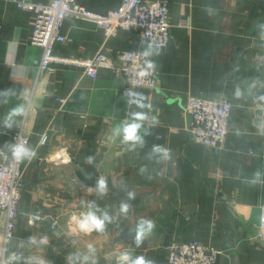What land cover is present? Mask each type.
<instances>
[{
  "label": "crops",
  "instance_id": "0c3cea01",
  "mask_svg": "<svg viewBox=\"0 0 264 264\" xmlns=\"http://www.w3.org/2000/svg\"><path fill=\"white\" fill-rule=\"evenodd\" d=\"M76 1L99 13L122 3ZM167 1L172 39L160 55L150 56L159 82L155 89L135 91L150 105L141 109L130 103L134 97L123 93L124 79L111 69L100 68L97 77L73 66L39 71L43 48L31 42L36 13L0 0V162L11 159L7 145L22 120L29 147L36 151L24 161L20 213L11 238L5 236L6 217L0 211V260L121 264L128 253L165 264L172 240L195 239L221 250L219 264H264V0ZM61 31L71 40L58 42L55 52L68 57L144 52L150 43L134 31L106 37L97 24L74 18L65 19ZM190 96L231 102L221 147L194 140L185 112ZM20 104L25 114L6 127L8 112ZM141 111L158 123L144 122L142 147L121 143L115 130ZM155 144L171 149V159L153 155ZM256 171L259 182L252 184ZM101 177L107 182L103 195L97 191ZM121 204L130 206L127 213ZM89 211L108 215L103 232L80 230L78 222ZM142 218L153 220L155 228L136 247Z\"/></svg>",
  "mask_w": 264,
  "mask_h": 264
},
{
  "label": "built area",
  "instance_id": "2783aa9c",
  "mask_svg": "<svg viewBox=\"0 0 264 264\" xmlns=\"http://www.w3.org/2000/svg\"><path fill=\"white\" fill-rule=\"evenodd\" d=\"M5 1L36 13L31 42L43 48L39 71H52L55 65L73 66L85 75L97 77L100 68H108L115 77L124 79L122 91L129 98L132 96L128 93H135L139 88H157V71L143 77L137 74L144 67L146 59L152 60L150 56L144 57L143 52L123 50L113 56L99 51L91 57H68L58 55L55 45L71 40L61 29L65 19L74 18L97 24L104 29L106 37L116 35L119 31H134L150 43L166 47L172 39L173 26L169 1L122 0L118 9L107 13L92 11L76 0H52L47 4L34 0ZM185 112L191 117L189 130L196 142L208 147H221L224 144L232 114V104L228 99L190 96L185 104ZM22 142L29 146V137L24 132V120L13 133L12 143ZM23 188L24 161L19 164L11 159L7 163L0 162V211L5 213L7 239L13 236L16 228ZM260 228L264 231V204ZM167 251L165 264H215L217 256L221 254L220 249L195 239L184 242L172 240ZM22 256L23 253L17 255L18 258ZM0 264H11V261L2 258Z\"/></svg>",
  "mask_w": 264,
  "mask_h": 264
},
{
  "label": "clouds",
  "instance_id": "9594fccd",
  "mask_svg": "<svg viewBox=\"0 0 264 264\" xmlns=\"http://www.w3.org/2000/svg\"><path fill=\"white\" fill-rule=\"evenodd\" d=\"M205 11L211 14L212 9L208 6L205 7ZM264 28V25H261ZM262 38H264V32L261 34ZM143 43V40H141ZM164 45L162 44H153L149 43L147 49L142 53L144 57H149L151 55H160V49H162ZM157 64L153 60L146 59L144 67L139 70L137 73L139 76H148L153 74L157 70ZM7 94V93H5ZM129 96L134 97V99L130 100V103H135L139 108H149L150 105L144 103L146 97L140 93H128ZM237 95H239V91H237ZM25 114V106L24 104L17 105L16 107L12 108L5 119V126L8 128L12 127L11 121L13 117L22 116ZM151 121L152 126L158 123V119L156 116L149 117L147 113L141 112H134L131 114V121L125 120V122L115 130L117 135L122 137L121 143L128 144L129 142L135 146L137 143L142 147L144 144V140L140 135V130L144 126L145 121ZM7 151L10 153L11 160L15 161L17 164L28 160L31 161L36 156V151L33 148H30L26 143H12L7 145ZM153 155H158L161 159H171V149L166 148L160 144H155L151 150ZM91 161V157L88 158ZM159 162V161H158ZM145 169L141 167L140 171L143 172ZM261 173L256 171L253 174V179L251 181L252 184H256L259 182V177ZM151 178V177H149ZM97 191L100 194H105L107 191V182L106 180L101 177L98 181ZM134 194L129 193V197L133 198ZM92 207V205H90ZM128 204H121V212L127 213L129 210ZM107 214H104L103 217L97 216L94 212L89 211L88 213L84 214L83 219L78 222V226L81 231L83 232H90V231H97L103 232L105 227V221L109 220ZM155 228V222L151 219H141L136 228V235L134 243L136 247H139L143 239L146 235L150 234L153 229ZM88 250L91 253L95 252V248L92 245H88ZM89 259L88 256H84V260L87 261ZM121 264H155L153 260L146 259L144 255L136 256L135 258L131 257L128 253H124L120 257ZM93 264L95 262L93 261Z\"/></svg>",
  "mask_w": 264,
  "mask_h": 264
},
{
  "label": "water",
  "instance_id": "95a60500",
  "mask_svg": "<svg viewBox=\"0 0 264 264\" xmlns=\"http://www.w3.org/2000/svg\"><path fill=\"white\" fill-rule=\"evenodd\" d=\"M189 118H190V120H191V117H190V116H189ZM219 261H220V256L218 255L215 264H219Z\"/></svg>",
  "mask_w": 264,
  "mask_h": 264
}]
</instances>
